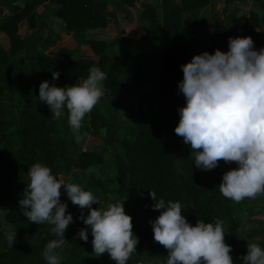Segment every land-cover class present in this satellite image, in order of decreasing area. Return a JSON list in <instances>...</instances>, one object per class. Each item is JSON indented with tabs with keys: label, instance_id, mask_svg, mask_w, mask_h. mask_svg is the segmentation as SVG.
Here are the masks:
<instances>
[{
	"label": "trees",
	"instance_id": "1",
	"mask_svg": "<svg viewBox=\"0 0 264 264\" xmlns=\"http://www.w3.org/2000/svg\"><path fill=\"white\" fill-rule=\"evenodd\" d=\"M17 1L0 0V5L10 6ZM21 1L22 6L12 5L10 13L0 20V31L5 32L9 39L7 49L0 45L1 80L8 95L3 100L0 98V144H3L0 161L10 159L13 168L7 181L0 179V208L6 209L5 214L0 216V235H5L4 220L13 229L20 230L18 241L6 253L0 254V264H18L24 257L44 248L48 241L56 238L49 225L31 223L22 214L19 200L27 185L24 181L13 182L11 179L21 165L31 166L40 162L58 176L55 166L58 162H64V168L71 167L67 159L69 153L74 154L72 165L83 171L96 165L103 157L100 153L71 148L66 139L57 141L54 138L58 120L52 118L48 106L38 99L40 83L47 80L57 87L71 86L79 78H86L94 65L81 58L73 59L70 51L64 48L45 53L44 50L54 45L59 36H38L41 31L38 20L51 12L53 17L62 20L67 34H71L80 44L87 43L100 56L97 67L107 74L103 82L107 97H123L126 90L136 87L145 76L138 65L128 63L127 53L109 52L105 41L83 36L86 29L107 26V6L124 10V5L131 7L137 0H50L60 6L52 11L46 7L40 13L37 12L39 7L47 0ZM160 2L164 31L162 70L159 78L151 82V91L146 93L147 102L151 107L156 106L157 112L150 119H142L126 127V135L120 141L122 153L115 155L114 178L119 182L120 190L130 194V216L133 232L139 239L138 246L147 252L156 251L155 257L159 264H166L168 251L153 238L150 221L155 220L160 213L153 210L154 201L149 191H154L156 199H164L165 203L179 201L182 215L192 226L197 220L206 223L222 220L225 241L233 249L230 254L234 264H241L239 257L243 255L242 246L239 233L232 223L235 204L219 191L222 175L235 168L236 164L226 168V163L221 161L215 169L202 171L195 166V152L174 131L179 122L178 109L186 103L178 88V83L183 80L181 65L203 52L188 41L187 33L191 24L185 17L190 18L194 11L212 3V0ZM144 7L143 15L154 22L157 5ZM261 8L263 11L250 10L242 26V36H251L253 41L264 40V2ZM27 16L30 18V28L35 31L22 37L18 34L17 25ZM212 20L216 37L210 41L208 52L214 54L217 48L227 52L228 38L234 37V34L222 21L214 16ZM38 46L43 50H39ZM52 72L60 73L55 81L52 80ZM17 73L22 76L21 80ZM26 83L34 90L28 102L21 97L25 93ZM89 121L94 130L104 127L106 140L112 142L116 128L101 113L94 110ZM10 181L16 189L7 185ZM81 211L84 213L85 209H79ZM23 226H27L26 235L21 229ZM31 240L33 243H29Z\"/></svg>",
	"mask_w": 264,
	"mask_h": 264
},
{
	"label": "clouds",
	"instance_id": "2",
	"mask_svg": "<svg viewBox=\"0 0 264 264\" xmlns=\"http://www.w3.org/2000/svg\"><path fill=\"white\" fill-rule=\"evenodd\" d=\"M181 69L183 80L178 88L186 103L178 109L174 131L195 152V166L210 171L221 161L235 163V168L222 175V196L235 203L264 196V48L256 50L251 36L229 37L227 52L219 48L214 54L204 51ZM59 76V72H52L53 81ZM106 79L107 74L93 66L78 85L57 87L45 80L39 85L38 99L48 106L53 119L60 120L67 112L69 127L79 129L105 96ZM27 173L29 183L19 200L22 214L31 223L49 225L56 237L43 249L46 264H61V252L68 243L65 233L74 222L68 205L61 201L64 194L73 205L88 209L86 217L83 211L78 217L88 226L79 229L78 238L87 242L90 228L96 257L108 253L116 264H127L139 239L123 203L93 208L100 200L92 191L54 175L50 167L35 163ZM149 195L153 210L160 213L150 221L153 238L167 249L166 264H234L222 220H197L192 226L182 215L179 201L157 200L154 191ZM5 212L0 208V216ZM2 223L8 247H13L16 229L6 220ZM239 260L242 264H264V247L247 242V252Z\"/></svg>",
	"mask_w": 264,
	"mask_h": 264
},
{
	"label": "rangeland",
	"instance_id": "3",
	"mask_svg": "<svg viewBox=\"0 0 264 264\" xmlns=\"http://www.w3.org/2000/svg\"><path fill=\"white\" fill-rule=\"evenodd\" d=\"M160 0H137L131 7L124 5L122 12H117L115 16L116 23L112 18L109 20V27L102 32L88 33L90 37L104 38L110 42L107 50L109 52L127 53L128 63L138 65L141 72H145L140 83L136 87H132L125 91V95L120 98H109L106 95L101 102L93 109L104 116L109 123L114 125L116 133L112 142L106 140L104 127L94 130L90 124L91 112L87 115L79 129H72L67 122V114L58 120L57 134L55 140L60 141L66 139L69 141L71 148L75 147L80 151H89L100 153L103 157L96 165L89 167L87 170H81L72 165L74 158L73 153L67 155L69 168H64V162L60 161L55 166L58 168V177L62 175L67 182L79 184L84 190L92 191L96 195L100 204H94L93 208L106 209L109 203H123L126 214L131 215L130 210V194L120 190L119 182L116 177L115 155L122 153L120 141L126 135V127L134 125L142 119H150L157 112L156 106L151 107L146 100V93L150 90V84L153 80H157L162 70V50L164 31L162 28V9ZM156 4L155 21L143 15L144 5ZM17 5H23V1H19ZM10 12V9L9 11ZM2 16L4 18L6 15ZM219 14L220 10L216 11L213 4L211 7H201L194 11L189 20L191 27L187 33L190 44H195L196 49L200 51H209L210 41L215 39L216 34L213 28L214 21L212 17ZM1 18V19H2ZM0 19V20H1ZM216 19V17H215ZM28 20L23 19L17 25L18 34L21 36L30 35L34 28H29ZM38 24V23H37ZM39 27V25H38ZM62 27V26H61ZM63 28V27H62ZM241 30V29H239ZM48 30L40 31L43 34ZM235 36H240V32H234ZM62 41L58 45H64L63 48L70 49L73 59H84L93 65H96L98 56L87 44L77 45L73 39L61 33ZM258 40L254 41V47L259 50ZM0 45L5 49L9 46L8 35L0 31ZM124 74V73H123ZM17 77L22 79L19 73ZM85 78H79L76 84H80ZM25 93L21 95L22 99L28 102L34 94L33 87H28V83L24 86ZM5 86L1 80L0 70V98L3 100L8 95L5 93ZM5 93V94H4ZM3 144H0V150ZM71 152V151H70ZM40 163V162H37ZM233 163L225 164L229 167ZM29 165L22 164L17 170L18 173L11 179L13 182L24 181L29 183L28 169ZM69 169V170H68ZM65 173V171H67ZM13 168L10 165V159L4 158L0 161V179L7 181L11 176ZM7 185L16 189L15 184L8 182ZM61 201L68 205L67 212L71 213L74 222L71 223L65 233V238L68 243L61 252L63 257L61 264H116L108 253L96 257L93 254L92 235L89 228L88 241L85 242L78 238L77 232L81 228L88 227L83 224V221L78 219L81 215L79 207L73 205L66 194L61 196ZM233 202V201H232ZM233 212V225L239 233V241L243 255L247 252V242H255L264 247V196H258L256 199H245L240 203H235ZM85 217L88 215V209H85ZM27 226L21 228L26 235ZM19 229H16V239L13 245L18 241L17 234ZM33 241L31 240V242ZM11 247H8L5 235H0V254L6 253ZM43 249H39L24 257L18 264H46L43 259ZM161 253V251H158ZM155 252H147L145 249L137 245V251L132 255L127 264H159L155 257ZM242 264V262H241Z\"/></svg>",
	"mask_w": 264,
	"mask_h": 264
},
{
	"label": "crops",
	"instance_id": "4",
	"mask_svg": "<svg viewBox=\"0 0 264 264\" xmlns=\"http://www.w3.org/2000/svg\"><path fill=\"white\" fill-rule=\"evenodd\" d=\"M19 1H21V0H19ZM19 1L14 2L10 6L0 5V19L2 18V16L7 14V12L9 11V9L11 8L12 5L19 3ZM263 2H264V0H212V3L208 4L207 7H209V6L211 7V5L213 4L216 11L220 10L221 17L219 14L215 15V17L218 20L222 21L227 27H229L232 30L234 37H236L234 32H240V36H242V26L244 24V20L247 17L249 11L253 10V9L258 10V11H263V9L261 8V4ZM20 6H22V5H20ZM42 6H43V9L41 10V12L44 11L46 7L50 11H52V10L58 8L60 5L56 2H52L50 0H47ZM122 10H115L112 6H107L105 8L107 26L104 28L86 29L83 32V36L87 39H97V37H95V38L90 37V35H88V33L102 32L103 30L107 29L109 27V21H110L109 19L110 18H112L114 20V22L116 23V21H117V20H115L116 13L122 12ZM9 13L10 12H8V14ZM25 19H27L29 22L30 18H29V16H27ZM37 23L41 29V32L44 30H48V31L44 32L43 34H41L42 36L51 35L54 38L59 36V39L57 40V42L54 45H52V46H50L44 50L45 53L55 52L59 48H63L64 45H61V46L58 45V43L59 42L61 43V41H62L61 40L62 37H61L60 32L61 33L63 32L66 35L70 36L73 39V41L76 42V40L73 38V36L71 34H67L65 32L64 28H62L63 27L62 20L58 17H53L51 15V12L50 13L48 12L47 15H45L42 19L38 20ZM28 26H29V24H28ZM29 28H30V26H29ZM239 29H241V30H239ZM99 40L105 41L108 46L110 45V42L106 40V37L99 38ZM76 43H77V45H81L78 42H76ZM257 43L259 44V49L264 48V40H262V41L258 40ZM83 44H87V43H83ZM38 49L41 51L43 50V48L41 46H38ZM64 49H66V48H64ZM67 50L70 51V49H68V48H67ZM100 60H101V58H100V56H98V59L96 61L97 63L94 66L99 65Z\"/></svg>",
	"mask_w": 264,
	"mask_h": 264
},
{
	"label": "water",
	"instance_id": "5",
	"mask_svg": "<svg viewBox=\"0 0 264 264\" xmlns=\"http://www.w3.org/2000/svg\"><path fill=\"white\" fill-rule=\"evenodd\" d=\"M42 9H43V6H40L37 12L40 13Z\"/></svg>",
	"mask_w": 264,
	"mask_h": 264
}]
</instances>
